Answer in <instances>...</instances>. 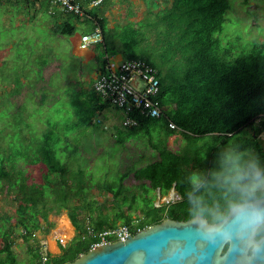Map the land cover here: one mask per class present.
<instances>
[{"label":"rangeland","instance_id":"obj_1","mask_svg":"<svg viewBox=\"0 0 264 264\" xmlns=\"http://www.w3.org/2000/svg\"><path fill=\"white\" fill-rule=\"evenodd\" d=\"M170 2L103 0L94 9L107 19L104 43L95 44L89 50L93 54L102 53L105 44L106 51L115 60L127 55L149 57L160 75H164L163 60L170 54L166 45L168 36L162 30L156 37L154 20L157 9L169 7ZM49 22L54 21L48 9L25 0H0V170L6 172L0 175V246L2 232L11 230L12 249L22 264L29 262L32 256L27 245L36 246L38 235H44L45 228L53 231L54 216L62 209L71 211L72 204L80 202V195L91 194L108 207L110 195L105 196L95 188L86 191L68 181V177H76V171L82 168L91 184L106 179L115 187L121 173L134 172L152 162L157 153L150 142H160L157 131L149 135L137 126L123 125L126 114L121 109L112 105L102 110L92 109L91 103L99 99L92 86L99 61L76 51L79 36L91 30L88 20L76 24L71 17L70 22L75 25L71 36L50 31ZM217 38L219 49H228L230 58L247 51L254 41L264 40V0H230L222 32ZM157 40L160 43L154 51L152 47ZM256 125L234 135L230 145L219 148L217 157L229 147L245 155H255L252 149L240 150L241 145L234 144L242 136L251 135L264 152V132ZM43 135H47L48 144L54 147L51 151L58 160L67 163L68 182L58 173L51 174L45 181V165L31 164V152L41 145ZM116 135L119 139L114 138ZM167 145L184 155L187 161H191L198 146L179 135L170 136ZM206 148L200 149V157L206 155ZM39 152L37 148L34 155L38 156ZM217 157L215 155L214 166H218ZM259 159L264 164V160ZM125 182L134 183L135 179L130 174ZM32 183L43 185L33 188ZM130 188L141 204L144 195L154 197L156 204L177 200L176 195L168 194L158 198L160 193L144 185L143 180ZM41 193L38 202L41 213L33 220L36 227L25 242L20 236V227L15 226V207L24 195L28 212H34L32 200ZM86 199L87 203L93 200ZM132 213L139 214L136 210ZM75 235L76 232H71L70 238Z\"/></svg>","mask_w":264,"mask_h":264},{"label":"trees","instance_id":"obj_2","mask_svg":"<svg viewBox=\"0 0 264 264\" xmlns=\"http://www.w3.org/2000/svg\"><path fill=\"white\" fill-rule=\"evenodd\" d=\"M170 3L169 7L161 8L155 14L154 20L156 37L157 32L160 33L162 30L168 36L166 45L170 54L163 60L164 75H160L149 57L127 55L124 59L139 58L155 68L159 79V93L156 98L162 108L159 118L131 113L136 121V125L133 126L149 135L151 131H157L160 136V142H150L151 148L157 153L155 159L135 169L132 176L135 180H143V184L152 190L158 189L160 195H166L173 189L180 198L155 205L154 197L144 195V203L141 204L130 188L132 185L125 183L131 170L117 177L115 187L106 179L91 184L87 181V173L82 168L76 171L78 179L68 177V180L67 163L58 160L54 151H51L54 147L48 144L47 135H43L42 146L38 144L32 150L30 162L45 165V181L51 174H63L66 182H74L79 188L82 187L86 191L95 188L102 194L107 192L112 196L108 207L105 208L93 195H80V202L72 204L71 211L67 210L76 235L66 246H62L59 256L48 260L51 264L74 261L80 254L86 253L94 244L100 242V233L118 226V221L120 225L128 226L130 232L134 234L165 218L188 220L187 193L190 190L188 182L190 174L198 170V167L201 168L199 171L205 173L209 169H215L217 166L213 163L219 148L230 145L234 135L242 130L252 128L258 123L256 126L264 132V40L254 41L247 51L230 58L227 55L228 49H219L217 38L222 32L230 0H171ZM85 14V19L91 17L100 26L104 43L106 17L95 9H85ZM77 20L78 23L81 22ZM148 27L149 25L146 26ZM52 31L71 36L75 31V25L66 21L52 27ZM156 42L152 47L154 51L160 43L158 40ZM103 48L109 54L105 44ZM96 58L102 65V56ZM98 100L91 103L94 111L110 105L101 101L99 103ZM169 122L176 128H170ZM173 135H179L188 143L198 145L193 151L191 161H187L184 155L168 147L167 139ZM114 138L119 139L117 135ZM237 143L238 146L241 145L240 150L252 149L255 155L264 160V152L253 135L242 136V139L234 144ZM206 147H208L206 155L200 157V149ZM37 148L41 153L35 156ZM0 175H6V172L0 170ZM30 185L35 188L43 184ZM216 195L218 193L211 191L208 198ZM40 197L42 193L32 200L34 212H28L24 195L15 207V226L20 227V236L25 242L33 235L36 227L33 220L41 213L38 209ZM87 197L93 200L87 203ZM136 207L139 214L133 216L129 211ZM10 232L11 230H4L1 234L0 264H22L12 249L14 239ZM27 249L32 256L25 264H40L39 247L27 245Z\"/></svg>","mask_w":264,"mask_h":264},{"label":"clouds","instance_id":"obj_3","mask_svg":"<svg viewBox=\"0 0 264 264\" xmlns=\"http://www.w3.org/2000/svg\"><path fill=\"white\" fill-rule=\"evenodd\" d=\"M217 165L207 173L197 170L190 174L188 221L194 225L198 241L217 248L220 264L229 255L237 264H255L264 257V164L255 155L229 147L218 155ZM211 191L218 195L209 199ZM198 254L194 243L169 240L146 247L132 257V264L148 259L185 264Z\"/></svg>","mask_w":264,"mask_h":264},{"label":"built area","instance_id":"obj_4","mask_svg":"<svg viewBox=\"0 0 264 264\" xmlns=\"http://www.w3.org/2000/svg\"><path fill=\"white\" fill-rule=\"evenodd\" d=\"M42 1L57 5L63 12L73 15L79 20H84L86 17L84 7L78 0ZM102 1L90 0L89 4L91 7H95ZM88 19L93 26L90 31L83 32L79 36L76 47L81 51L89 49L95 44H103L100 26L93 18L89 17ZM101 56L102 65L92 84L93 90L97 93L101 102L108 103L125 112L126 118L123 121L125 126L136 125L131 113H138L150 118H159L162 114V108L156 98L159 93V79L155 68L139 58L115 60L112 55L105 51L102 52ZM169 127L176 128L172 122H169ZM176 199L178 200L179 197ZM169 201L166 200V202ZM130 234L132 233L128 226L118 225L113 229L100 233L101 240L99 243L121 240L120 237L122 235L126 238ZM57 240L62 246L68 244V238L65 233L57 234ZM40 255V264H51L48 262V256L44 251H40Z\"/></svg>","mask_w":264,"mask_h":264},{"label":"water","instance_id":"obj_5","mask_svg":"<svg viewBox=\"0 0 264 264\" xmlns=\"http://www.w3.org/2000/svg\"><path fill=\"white\" fill-rule=\"evenodd\" d=\"M169 240L194 243L199 250L198 257L191 258L185 264H220L217 248L206 242L198 241L194 225L188 220L165 218L161 222L128 235L124 240L98 243L77 259L65 264H132V257L146 247L159 243L167 244ZM141 264H164L161 260L148 259ZM223 264H237L235 257L227 256ZM255 264H264L261 257Z\"/></svg>","mask_w":264,"mask_h":264},{"label":"crops","instance_id":"obj_6","mask_svg":"<svg viewBox=\"0 0 264 264\" xmlns=\"http://www.w3.org/2000/svg\"><path fill=\"white\" fill-rule=\"evenodd\" d=\"M78 1L80 2V4L85 9H93L94 8V7L90 6V4H89L90 0H78ZM27 3L31 4V5H38V6L43 7L44 9H48L49 14L52 16V19L54 21L53 23H51V22L48 23L50 31H52V27H54L55 25H58L60 23L66 22V21H70L71 17H73L74 22L76 24H78V22H77L78 20L75 16H73L69 13L63 12L57 5H55L53 3H50L48 1H42V0L36 1V2L35 1H29ZM159 9H161V8H159ZM159 9H157V10L159 11ZM88 22L90 23V28L92 29L91 21L88 20ZM76 51L79 54H81V53L87 54L89 57H93V58L94 57L96 58L97 56H101V54H102L101 52L99 54H93L92 51H90L89 49L81 51V50H78L77 47H76ZM100 66L101 65L99 63L96 67V70H95V76H96L98 70L100 69ZM98 102L100 103L99 100H98ZM123 121H122V124H123ZM130 174L133 175V172H130ZM130 174H129V176H130ZM125 180H127V178ZM138 182H139V180H135L134 183H129V185H136ZM154 191L158 192V189H156ZM167 194L170 196L176 195V198L179 197L173 189H171ZM104 195L105 196L110 195V193L105 192ZM163 196H165V195H163ZM159 197H160V194L158 195V198ZM110 198H112V196H110ZM156 201L157 200L155 199V205H159V204H156ZM171 201H175V200L171 199ZM171 201H169V202H171ZM163 203H165V202H163ZM135 210L138 211V208L136 207V208L131 209L129 211V213H132ZM132 215H133V213H132ZM53 219L54 220L51 223H53L54 230L52 231L51 228L49 230L47 228H45L44 229L45 234L44 235H42V234L38 235L39 237L37 238V246L39 247V250L42 251V249H43L45 251V253L47 254L49 260L51 258H55V257L59 256L62 252V245L57 240V234L65 233L67 235L68 243H69V241L72 239V238H70L71 232H75V228L72 225V223L68 217L67 210L62 209V211L59 212L56 216H54ZM117 223H120V222L118 221ZM50 231H52V232H50Z\"/></svg>","mask_w":264,"mask_h":264}]
</instances>
